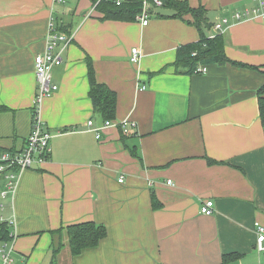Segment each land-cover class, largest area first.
Segmentation results:
<instances>
[{
  "label": "crops",
  "instance_id": "1",
  "mask_svg": "<svg viewBox=\"0 0 264 264\" xmlns=\"http://www.w3.org/2000/svg\"><path fill=\"white\" fill-rule=\"evenodd\" d=\"M178 1L204 8L207 36L218 35L217 20L253 5ZM159 8L151 5L142 25L101 21L90 0H0V152L22 149L30 133L34 57L45 51L51 20L73 36L51 72L58 90L41 106L49 158L22 174L13 201L0 199V216L16 220L13 264H264L255 230L264 228V23L231 20L219 33L231 63L189 75L174 65L176 51L196 43L199 30L189 16L157 17ZM86 56L96 81L116 95L108 121L128 119L135 131L109 127L100 139L88 131L89 119L95 127L105 121L93 112ZM206 201L210 216L200 213ZM86 221L107 234L74 260L64 233L51 232Z\"/></svg>",
  "mask_w": 264,
  "mask_h": 264
},
{
  "label": "built area",
  "instance_id": "2",
  "mask_svg": "<svg viewBox=\"0 0 264 264\" xmlns=\"http://www.w3.org/2000/svg\"><path fill=\"white\" fill-rule=\"evenodd\" d=\"M253 5L250 8H246L242 11H235L231 15V18H222L217 20L212 29L217 33H221L223 29L229 25L230 21H248V20H260L264 23V0H251ZM57 4L63 3L64 0H55ZM117 4L120 1L117 0ZM161 7L160 0H144L143 9L141 15L137 17V20L142 25H147L149 20L148 9L150 6ZM215 36V35H214ZM214 36L208 35L209 38ZM73 41V36L60 33L56 30L53 20L49 24V28L46 35V46L43 53L37 54L34 57V74L37 81V91L35 94L33 115L31 120L30 133L22 147V149L16 152H0V179L4 181V188L0 191V199L5 200L8 197L13 201L17 185L22 174L46 162L48 155L50 154V140L52 138L51 133L45 128L44 122L41 118V106L43 101L52 96L57 90L58 86L51 82V72L56 66L62 63V53ZM139 60V52L136 48L131 49L130 61L136 63ZM206 69L203 67L196 68L194 74L205 73ZM142 87L141 90H144ZM88 131L95 134L96 139H100V131L109 127H115L120 129L124 134H130L135 131L136 123L128 119L120 120L117 122L105 121L100 127H95L92 120L86 122ZM123 177H120L118 182L121 183ZM167 185H171V181L166 182ZM213 202L206 201L200 208V213L205 216H210L213 213ZM0 210L3 211V206L0 205ZM0 222H5L9 226L10 242L0 245V264H13V247L16 239V220L12 216L8 219H4L0 216ZM255 230L257 233V245L256 248L259 252L263 251L262 242L264 241V228L255 223Z\"/></svg>",
  "mask_w": 264,
  "mask_h": 264
},
{
  "label": "trees",
  "instance_id": "3",
  "mask_svg": "<svg viewBox=\"0 0 264 264\" xmlns=\"http://www.w3.org/2000/svg\"><path fill=\"white\" fill-rule=\"evenodd\" d=\"M143 1L144 0H124L120 1V4H117V0H90L92 6H94V10L101 15L99 20L118 22L137 21V17L142 13ZM161 7L172 10L173 14L171 16H165L158 13L156 15L157 17L184 19V17L189 16L190 19H186V21L195 25L200 33V39L196 43L183 45L177 49L174 62L176 68H185L187 69L185 73L191 75L199 65L225 64L230 62L225 55L223 37L218 34L213 38H209L205 34L204 29H210L211 25L207 23L205 17L206 12L202 6L191 8L186 1L167 0ZM148 13H151V9H148ZM57 30L69 34L64 29L57 28ZM85 61L88 71L89 98L93 104V112L99 116L102 121L113 120L115 118L117 104L116 95L105 85L99 84L96 81L94 67L90 58L86 56ZM258 95L259 119L261 125L264 126V87L258 90ZM5 110V108L0 107V112ZM131 152L133 156L136 155L133 150ZM209 162L211 163L212 161ZM151 206L153 209H157L160 207V204L156 202L155 198H152ZM9 233L10 229L7 223L0 222V244L10 242ZM61 233H64L67 239V246L71 258L76 260L85 252L95 249L106 237L107 231L103 225L86 221L69 225L56 232H51L52 235H59ZM61 247L62 244H57V246L53 248L54 257H56L61 250ZM228 258L230 257L225 256L223 260L227 261Z\"/></svg>",
  "mask_w": 264,
  "mask_h": 264
},
{
  "label": "rangeland",
  "instance_id": "4",
  "mask_svg": "<svg viewBox=\"0 0 264 264\" xmlns=\"http://www.w3.org/2000/svg\"><path fill=\"white\" fill-rule=\"evenodd\" d=\"M65 1V0H64ZM159 11H160V13H162V14H167V13H171L172 11L171 10H167V9H165V8H159L158 9ZM72 260V259H71Z\"/></svg>",
  "mask_w": 264,
  "mask_h": 264
}]
</instances>
